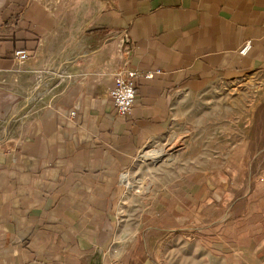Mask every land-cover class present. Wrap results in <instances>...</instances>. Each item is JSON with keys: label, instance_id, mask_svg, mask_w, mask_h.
I'll return each mask as SVG.
<instances>
[{"label": "crops", "instance_id": "1", "mask_svg": "<svg viewBox=\"0 0 264 264\" xmlns=\"http://www.w3.org/2000/svg\"><path fill=\"white\" fill-rule=\"evenodd\" d=\"M146 69L160 72L118 114L115 74ZM262 71L264 0H0V264H170L174 233L264 260V177L239 193L226 173L188 171L136 226L119 219L122 174L176 95Z\"/></svg>", "mask_w": 264, "mask_h": 264}, {"label": "rangeland", "instance_id": "2", "mask_svg": "<svg viewBox=\"0 0 264 264\" xmlns=\"http://www.w3.org/2000/svg\"><path fill=\"white\" fill-rule=\"evenodd\" d=\"M200 144L202 153L196 152ZM201 158V160H198ZM201 161V162H199ZM226 173L239 193L264 177V71L228 80H207L199 90H183L174 100L166 130L153 137L122 174L121 227L136 226L154 191L188 171ZM170 264H232L223 250L197 235L174 233ZM235 264H264L249 256Z\"/></svg>", "mask_w": 264, "mask_h": 264}, {"label": "built area", "instance_id": "3", "mask_svg": "<svg viewBox=\"0 0 264 264\" xmlns=\"http://www.w3.org/2000/svg\"><path fill=\"white\" fill-rule=\"evenodd\" d=\"M250 47L247 42L241 52H246ZM14 55L17 59H26L27 54L24 50H16ZM160 72L159 69H146V70H123L115 74L114 84L109 90L110 98L120 115L129 114L132 111L135 96H136V81L138 76H143L145 79H150L154 74ZM102 264H123L117 259H112Z\"/></svg>", "mask_w": 264, "mask_h": 264}, {"label": "bare ground", "instance_id": "4", "mask_svg": "<svg viewBox=\"0 0 264 264\" xmlns=\"http://www.w3.org/2000/svg\"><path fill=\"white\" fill-rule=\"evenodd\" d=\"M204 149H205V145L204 144H200L197 147L196 152L198 151V152L202 153L204 151ZM198 160H201V158H198ZM199 162H201V161H199Z\"/></svg>", "mask_w": 264, "mask_h": 264}]
</instances>
